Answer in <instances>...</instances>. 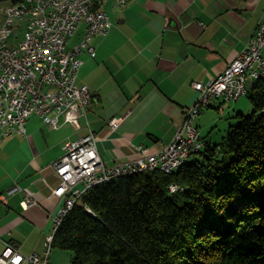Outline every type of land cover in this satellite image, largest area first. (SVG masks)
I'll return each mask as SVG.
<instances>
[{
  "label": "crops",
  "instance_id": "0c3cea01",
  "mask_svg": "<svg viewBox=\"0 0 264 264\" xmlns=\"http://www.w3.org/2000/svg\"><path fill=\"white\" fill-rule=\"evenodd\" d=\"M98 8L111 28L91 40L94 56H78L76 83L92 95L86 118L80 117L79 129L62 120L52 130L31 116L25 135L14 134L26 138L29 160L10 169L0 165V196L19 188L0 201V254L6 244L24 255L42 253L51 218L62 205L51 195L59 180L50 166L69 143L92 131L107 167L135 159L134 146L147 154L161 151L196 97L191 83L218 76L264 19V0H128L123 7L99 0ZM78 26L69 48L82 39L86 25ZM27 195L35 205L23 209Z\"/></svg>",
  "mask_w": 264,
  "mask_h": 264
},
{
  "label": "trees",
  "instance_id": "16d2710c",
  "mask_svg": "<svg viewBox=\"0 0 264 264\" xmlns=\"http://www.w3.org/2000/svg\"><path fill=\"white\" fill-rule=\"evenodd\" d=\"M22 1L0 0V9ZM246 86L254 111L239 113L221 144L202 138L206 146L173 174L92 187L52 247L72 252L71 264H264V81Z\"/></svg>",
  "mask_w": 264,
  "mask_h": 264
},
{
  "label": "built area",
  "instance_id": "2783aa9c",
  "mask_svg": "<svg viewBox=\"0 0 264 264\" xmlns=\"http://www.w3.org/2000/svg\"><path fill=\"white\" fill-rule=\"evenodd\" d=\"M117 6H125L128 0H114ZM89 0H27L19 11L2 10L0 25H11L10 35L0 34V145L12 134L25 135V125L31 116L38 117L46 127L56 130L61 121L79 129L80 117L86 118L92 103L87 86L77 85V76L82 65L78 58L86 51L94 56L90 45L94 37H104L111 28L106 13L86 17L87 27L81 41L69 48V41L77 31V18L83 16V8ZM50 25V32L35 34V39L14 41V48H7L11 34H17V25ZM244 75H255V81H264V19L260 21L249 40L234 61L218 76L205 84L193 83L196 97L184 111L192 115L194 140L186 139L182 122L177 126L172 141L156 155L147 156L143 147L140 159L106 167L98 154L96 137L92 131L64 148V155L50 166V171L59 180L51 189V195L62 200L56 215L68 202H76L87 191V182L100 178L104 173H117L120 177L129 172L142 173V169H158L168 172L177 158H189L201 151L205 144L201 140L195 121L202 113L205 100H221L229 104L241 100L249 86H242ZM116 129L115 123H109ZM174 185L170 186V189ZM19 190L10 189V196ZM7 196H0L5 202ZM30 195L22 202L23 209L34 206ZM54 232L44 240V252L24 255L13 246L6 244L0 254V264H50Z\"/></svg>",
  "mask_w": 264,
  "mask_h": 264
},
{
  "label": "rangeland",
  "instance_id": "374dc122",
  "mask_svg": "<svg viewBox=\"0 0 264 264\" xmlns=\"http://www.w3.org/2000/svg\"><path fill=\"white\" fill-rule=\"evenodd\" d=\"M4 8L5 7H2L0 9V21L2 20L1 11ZM21 25L24 26V24H22V23H21ZM257 25H256V27H257ZM78 27H77V29H78ZM256 27H255V29H256ZM255 29H254V31H255ZM254 31L252 32L250 38L252 37ZM23 32H24V27H20L17 30V34H13L11 41H9V44L14 45V41H20L22 39ZM250 38H249V40H250ZM249 40H248L247 44L249 43ZM239 52L237 53V55L239 54ZM193 83H197V82L191 83L192 89H193V87H192ZM193 91L195 92L194 89H193ZM218 107H220V109H218ZM253 111H254V109H253L252 105L250 104V102L246 96H244L241 100H239L237 102H232L229 104H225V103H222L221 100H217L212 105V107L202 110V113L197 117V119H198L197 123H194L195 128L198 130V132L201 136V140L204 142L205 146H206L205 141L210 142V144L213 146L219 145L226 138L229 130L231 128L238 126V124L240 122V117L238 116V114L241 113V115H243V116H249L253 113ZM49 131H50V129H49ZM16 136H18V135L12 134L0 146V165L4 168H7V169H10V168L15 167V166L17 167L19 162H27L29 160V156H30L29 150H28V148L24 147V146H26L24 144V143H26L25 142L26 138L16 139ZM202 138H205L204 139L205 141ZM22 139H23L24 143L22 142ZM135 147H139V146H134V150L137 153V157L135 159H140L143 155L142 151H137L135 149ZM142 149L147 156L156 155V153L160 152V151H158L154 154H147L146 148L143 147ZM194 155H196V154H193L189 157V163H191L196 158V156H194ZM131 160H133V159H131ZM126 162H128V161H126ZM115 165H117V164H115ZM145 172H147V171H145ZM49 232H51V231H49ZM44 240H45V237H44L43 241ZM29 243L31 244V242H29ZM42 246H43V249H42V253H43L44 252L43 243H42ZM73 255L74 254L70 251L61 250V249L52 247L51 254L49 256L50 264H71L72 259H73Z\"/></svg>",
  "mask_w": 264,
  "mask_h": 264
},
{
  "label": "bare ground",
  "instance_id": "6f19581e",
  "mask_svg": "<svg viewBox=\"0 0 264 264\" xmlns=\"http://www.w3.org/2000/svg\"><path fill=\"white\" fill-rule=\"evenodd\" d=\"M27 0L22 1L19 4L5 7L3 10L10 9V11H19V7H24ZM31 1H38V0H31ZM99 0H89L88 5L83 8V16H78L77 18V26L79 23L84 22L87 27V19L86 17H92L94 14H101L105 13L103 10L98 8ZM24 24L17 25V30L20 27H24V32L22 35V39L20 41H26L30 39H35V34L38 33H46L50 32V25H29V23H22ZM11 32V25H0V34L3 35H10ZM13 34H11L12 38ZM7 48H14V45H10L9 41H7ZM250 79H255V75H244L242 78V86H246V83ZM217 100H205L202 105V110L212 107V105ZM192 127V115H185L182 120V132H186V139L187 140H194V132H190ZM203 147H201V150ZM187 158H177L174 162V166L168 168V172H164L165 174H173L177 169L181 167V165L186 161ZM153 169H142V172L150 171ZM137 174V172H129V175ZM119 178V174L117 173H104L102 177L96 178V180H91L87 182V191H90L92 187L100 185L102 183L111 181L113 179ZM171 193H176L178 187L174 185L171 189L169 187ZM76 202H68L61 211V217L54 218L52 220V231L55 233L58 229L59 225L66 217V215L70 212V210L75 206Z\"/></svg>",
  "mask_w": 264,
  "mask_h": 264
}]
</instances>
